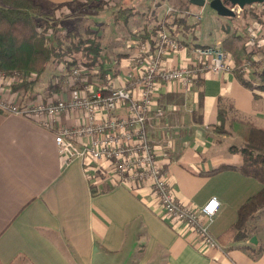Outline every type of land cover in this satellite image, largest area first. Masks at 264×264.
<instances>
[{
  "label": "crops",
  "instance_id": "1",
  "mask_svg": "<svg viewBox=\"0 0 264 264\" xmlns=\"http://www.w3.org/2000/svg\"><path fill=\"white\" fill-rule=\"evenodd\" d=\"M41 1L62 8L64 3L84 0ZM99 1L106 3L103 11H110L111 16L119 7L135 12L126 24H132L128 31L126 25L113 20L124 31L113 34L112 43L107 41L112 46L109 57L103 53L110 81L116 79L122 84L123 77L136 65L137 45L147 41L152 45L150 53H154L156 34L144 40L143 32L150 33L165 22L168 27L172 16L181 48L161 55L162 66L189 65L192 49L207 46L198 38L199 15L207 4L190 5L183 16L185 24H177L173 8L176 0ZM169 8L174 10L171 15ZM212 12L222 18L216 28L213 13L207 12L218 30L217 44L227 28L245 35L246 44L248 35L255 34V44L246 47L249 62L243 63V68L249 64V72L241 73L242 79L252 80V87L240 82L230 56V68L216 73L205 70L188 89L176 83L160 84L154 98L164 115L151 119L148 139L176 203L198 208L211 197L218 200L209 228L218 240L236 221L238 208L261 188L256 179L235 169L202 173L221 164L242 163L240 153L232 149L242 145L243 138L232 132L217 134L213 129L218 123L220 99L229 116L264 128V88L258 89L264 82L254 80L250 68V63L256 62L255 71H264V17L241 13L231 23ZM61 89L47 94L56 98L64 94ZM28 98L0 83V100L6 104L33 100ZM117 114L125 115V111L119 109ZM60 122L76 125L79 113H64ZM53 136L35 121L0 109V264H264V234L259 239L255 224L251 225L256 213L247 225L249 237L229 243L218 241V248L201 252L191 230L160 215L157 200L147 187L119 182L107 172L109 167L97 169L91 162L85 166L79 158L64 163ZM251 237L257 239L256 243H250Z\"/></svg>",
  "mask_w": 264,
  "mask_h": 264
},
{
  "label": "built area",
  "instance_id": "2",
  "mask_svg": "<svg viewBox=\"0 0 264 264\" xmlns=\"http://www.w3.org/2000/svg\"><path fill=\"white\" fill-rule=\"evenodd\" d=\"M232 10L239 15L243 9L233 7ZM167 11L171 15L174 10ZM170 21L168 27L166 23L159 24L154 53H150L152 45L147 41L136 46V65L123 77L122 85L115 86L109 77L106 83L101 82L97 70L83 64L70 66L66 71L64 62L65 65H57L65 74L60 86L64 94L55 101L39 96L36 102L24 104H6L0 100V109L52 131L56 152L64 163L79 158L85 166L91 162L97 169L109 167L107 172L119 182L129 183L134 188L147 187L157 200L160 215L183 223L192 231L198 250L205 252L219 247L209 230L219 202L211 197L198 208L175 202L171 184L148 139V125L153 117L164 115L154 98L158 85L176 83L188 89L205 70L216 73L230 68V57L220 44L198 46L192 49L193 60L189 65L162 66L161 55L181 48L175 37L173 16ZM255 38V34H249L246 45L253 46ZM243 72L248 74L249 64L245 63ZM119 109L125 111V115L117 114ZM64 113H79V122L73 126L61 123Z\"/></svg>",
  "mask_w": 264,
  "mask_h": 264
},
{
  "label": "trees",
  "instance_id": "3",
  "mask_svg": "<svg viewBox=\"0 0 264 264\" xmlns=\"http://www.w3.org/2000/svg\"><path fill=\"white\" fill-rule=\"evenodd\" d=\"M96 1L84 0L75 3L80 4L82 8L88 7L90 11L107 9L105 2ZM68 4L64 3V5ZM174 4L173 8L177 14L175 22L185 24L183 16L188 12L187 7L191 4L187 0H176ZM60 6L62 5H49L41 0H0V74L3 77L18 78L17 83L10 85L13 92L24 91V94H28L30 98L36 96L34 89L47 66L50 63L56 66L62 61L66 63V71L75 64H83L88 69L95 68L101 82H106L110 69L106 67L107 63L103 57L100 34L86 29L85 32L90 34V37L82 38L77 37L75 26L70 28L55 26L52 23L53 12ZM245 9L243 8V16L247 11ZM134 15L135 12L132 9L119 7L113 12L112 17L115 23L126 25ZM240 16L235 15L233 18L226 19L232 21ZM158 28L150 33L143 32L142 39L149 40L152 34L157 33ZM187 28L192 29L193 26H187ZM47 33H49L48 36H46ZM223 33L225 37L220 47L231 57L234 71L240 82L247 87H252V80L241 77L243 63L249 57V53L246 52L245 35L237 34L230 28L225 29ZM76 54H80L78 58L75 57ZM253 66L256 67V62L250 63V68L254 70L253 79L263 83L264 71H255ZM56 76L59 79L63 77ZM263 88L264 84L258 86V89ZM59 89L58 80L55 83H48L47 92L56 93ZM224 105L223 100L220 99L217 112L218 123L213 129L217 134L232 132L243 138L242 145L232 149L240 153L242 163L239 166L221 164L202 174L210 175L226 169H235L261 184L260 190L238 208L236 221L218 236L219 242L229 243L249 237L246 226L253 214L264 206V128L229 116ZM255 255L258 256L259 251Z\"/></svg>",
  "mask_w": 264,
  "mask_h": 264
},
{
  "label": "rangeland",
  "instance_id": "4",
  "mask_svg": "<svg viewBox=\"0 0 264 264\" xmlns=\"http://www.w3.org/2000/svg\"><path fill=\"white\" fill-rule=\"evenodd\" d=\"M245 8H246L245 10H247L245 17L251 13L256 15V16L258 15L257 18H260L261 16L264 17V7H262V4H254V6H246ZM208 11L213 13L209 7H206L205 12L202 13L201 15H199L200 17H202V21L198 25L199 26L198 27V29H199L198 30V38H199V41L201 43H204L207 46L217 45V36H219V34H218V30H216V28H217L216 22H217V20L220 21V19H222V18H217V16L213 13L214 20L212 22H214V24L216 25V28L215 27L213 28V24H212L211 19H210L212 16L211 17L208 16V14H207ZM242 12H243V10H242ZM242 12H240V14L238 16H240ZM53 16H54V19H52V21H53L52 23L57 27L64 26L66 28H70L71 26H75V28L77 30V32H76L77 37H82V38L90 37V34H87L85 32L86 29H88V31H90V32L99 33L101 35L100 42H101L102 50H103V53H105V52L107 53V57H109V55L111 53V48H112V46H109L107 41H110V43H112L111 40H113V39H110V38H112V35L113 34L118 35L119 31L123 30V28L120 29L119 26L116 27V24L113 22V18L111 16L110 11H108V10H104L101 12L100 11H90V10H88V7L82 8V7H80V4H76V3L65 5L62 8L60 7L59 10H57L56 12L55 11L53 12ZM192 18L193 17H191V19ZM223 18L226 19V17H223ZM236 20L237 19L232 20V21L228 20V21H230L231 23H234V21H236ZM250 21L251 20H249V22ZM245 22H248V21H245ZM112 24H114V25H112ZM131 26H132V24L129 23L128 25H126L125 30L128 31L129 29H131ZM48 34L49 33H47L46 36H48ZM125 34L126 33H124V35ZM247 41H248V38H247ZM246 47H248V46L246 45ZM79 55L80 54H76L75 57L78 58ZM60 63H63L65 65L64 61H62ZM76 65L77 64L73 65L72 67H75ZM107 68L109 69V66H107ZM56 75H58V76L63 75L64 76L65 74L60 72V68L57 69V65L55 66L52 63H50L47 66L45 72L41 75L40 80L34 89L36 96L31 97V98L36 99L39 96L46 101L47 100L55 101L56 100L55 97H53L51 94H47L48 93L47 92V86H48V83H50V82L55 83V81H57V80H58V84H60V86H62L63 77L59 79ZM15 78L16 77H9V78L7 77L6 78L7 81H6V79H4L3 77H0V83L4 86H9V88H10L11 84L17 83L18 78L17 79H15ZM111 82H113L115 86L122 85L116 79L115 80L112 79ZM10 91H12V90L10 89ZM19 93L25 97L29 96L28 94L27 95L24 94V91H19ZM49 97H51V98H49ZM28 99H30V97ZM35 99H33L34 101L31 100L30 102H36L37 99L36 100ZM255 213H256L255 221L253 220L251 222V225L255 224V229L258 232V238L261 239L263 237V234H264V206ZM252 218H253V216H252ZM246 227H248V226H246Z\"/></svg>",
  "mask_w": 264,
  "mask_h": 264
},
{
  "label": "water",
  "instance_id": "5",
  "mask_svg": "<svg viewBox=\"0 0 264 264\" xmlns=\"http://www.w3.org/2000/svg\"><path fill=\"white\" fill-rule=\"evenodd\" d=\"M191 5L197 7H203L205 4L208 5L210 9L215 11V13L220 17H230L235 16L233 7H238L240 9L252 4H262L264 0H209L207 3L205 0H187ZM250 243H256V239L251 237Z\"/></svg>",
  "mask_w": 264,
  "mask_h": 264
}]
</instances>
